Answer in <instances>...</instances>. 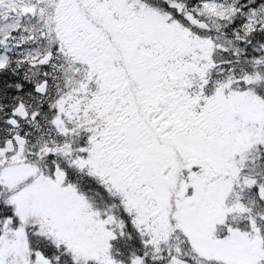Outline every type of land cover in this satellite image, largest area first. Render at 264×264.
<instances>
[{
  "label": "snow or ice",
  "instance_id": "1",
  "mask_svg": "<svg viewBox=\"0 0 264 264\" xmlns=\"http://www.w3.org/2000/svg\"><path fill=\"white\" fill-rule=\"evenodd\" d=\"M0 264H264V0H0Z\"/></svg>",
  "mask_w": 264,
  "mask_h": 264
}]
</instances>
